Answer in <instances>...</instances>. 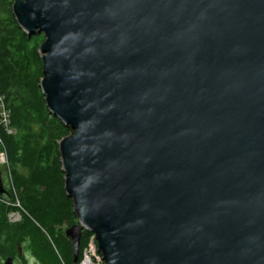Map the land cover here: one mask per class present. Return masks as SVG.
Masks as SVG:
<instances>
[{
    "label": "water",
    "instance_id": "obj_1",
    "mask_svg": "<svg viewBox=\"0 0 264 264\" xmlns=\"http://www.w3.org/2000/svg\"><path fill=\"white\" fill-rule=\"evenodd\" d=\"M12 9L44 37L40 87L73 130V263L86 229L104 264H264V0Z\"/></svg>",
    "mask_w": 264,
    "mask_h": 264
},
{
    "label": "trees",
    "instance_id": "obj_2",
    "mask_svg": "<svg viewBox=\"0 0 264 264\" xmlns=\"http://www.w3.org/2000/svg\"><path fill=\"white\" fill-rule=\"evenodd\" d=\"M14 1L0 0V92L10 115L9 127L15 129L6 133L0 116V150L6 151L20 207L0 199V260L25 246L40 264H75L72 241L62 228L75 224L78 217L64 190L58 151L61 139L73 131L47 108L40 87L43 60L39 48L44 37L29 35L19 27L12 11ZM3 196L14 201L9 190ZM12 211L20 212L19 220L7 218ZM90 234L82 231L79 262Z\"/></svg>",
    "mask_w": 264,
    "mask_h": 264
},
{
    "label": "rangeland",
    "instance_id": "obj_3",
    "mask_svg": "<svg viewBox=\"0 0 264 264\" xmlns=\"http://www.w3.org/2000/svg\"><path fill=\"white\" fill-rule=\"evenodd\" d=\"M4 128L6 129V133H8L9 135L11 133H14L15 132V129H13L12 127H8L9 128L8 130H7L6 127H4ZM1 139H0V141H1ZM0 145H1V143H0ZM8 164H1L0 163V167L2 168V171H1L2 178L1 179L3 180L4 187H6L7 190H9L10 192L13 193V195H14V201L12 202V201H9V200H5V197L4 196H2V197H3V199L5 200V202L7 204L19 206L20 200H19V194L17 192L18 190L15 187L14 179L12 178L13 177V174H12V171H11L10 167L8 166ZM18 214H20V212H18V211L17 212H15V211L14 212H9L7 218L11 219L10 217H13L14 215L15 216H18ZM77 222H78V218H77ZM67 227H69V226H67V225L66 226L65 225L63 226L62 229L64 230V233H65ZM92 235L93 234L91 233L90 234V238L88 240L89 241L88 244L90 243V240L92 239ZM96 245H97V243L96 244L94 243L95 248H96ZM87 247H88V245H87ZM89 250H90V247H88V249H87V255H89L91 257V259H96L97 257H99V255L97 253H95V252L91 253ZM22 254L24 256V258H22V264H40V262L38 260H36V258L34 256H31L30 255L31 252L25 246L22 247ZM84 257L85 256L83 255V258ZM95 264H97V263H95ZM100 264H103V262L100 261Z\"/></svg>",
    "mask_w": 264,
    "mask_h": 264
},
{
    "label": "built area",
    "instance_id": "obj_4",
    "mask_svg": "<svg viewBox=\"0 0 264 264\" xmlns=\"http://www.w3.org/2000/svg\"><path fill=\"white\" fill-rule=\"evenodd\" d=\"M4 101H5L4 100V96L0 92V116H1V121H2V123L4 125V127H6L7 130H8L9 129L8 127L10 126V115L8 113V110H7V107H6ZM0 139H1V137H0ZM0 143H1V145H3L2 141H0ZM5 152H6L5 149L0 150V163L1 164H8V162H9L8 161V158L6 156L7 154H5ZM0 199L2 201L8 200V199H5L4 200L3 197L0 198ZM15 206H17V205H15ZM17 207H20V205L17 206ZM12 212H14V211H12ZM15 212H17V211H15ZM14 216L13 217H10L11 218L10 220L17 221V220L20 219L19 218L20 214H18V216H15V217ZM94 239H95L94 238V235H92V239L90 240V243L88 244V247H90V250L89 251L91 253H93V252L97 253L98 252L97 251V246H96V248L94 246V243L96 244V241ZM88 247L85 248V250L83 252V254H84L85 257L79 262V264H83L85 261H89V264H95V263L100 264V261L103 262L102 256L99 253H97L99 255V257H97L96 259H91V257L89 255H87V249H88Z\"/></svg>",
    "mask_w": 264,
    "mask_h": 264
},
{
    "label": "flooded vegetation",
    "instance_id": "obj_5",
    "mask_svg": "<svg viewBox=\"0 0 264 264\" xmlns=\"http://www.w3.org/2000/svg\"><path fill=\"white\" fill-rule=\"evenodd\" d=\"M22 247L18 246L16 249V253L12 256H5V258H2L0 260V263L4 262L7 258L11 257L13 259L14 264H22Z\"/></svg>",
    "mask_w": 264,
    "mask_h": 264
},
{
    "label": "bare ground",
    "instance_id": "obj_6",
    "mask_svg": "<svg viewBox=\"0 0 264 264\" xmlns=\"http://www.w3.org/2000/svg\"><path fill=\"white\" fill-rule=\"evenodd\" d=\"M83 264H89V261H85Z\"/></svg>",
    "mask_w": 264,
    "mask_h": 264
}]
</instances>
